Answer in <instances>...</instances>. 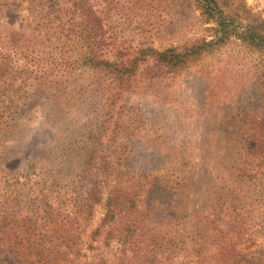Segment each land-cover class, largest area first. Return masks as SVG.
<instances>
[{"label": "rangeland", "instance_id": "obj_1", "mask_svg": "<svg viewBox=\"0 0 264 264\" xmlns=\"http://www.w3.org/2000/svg\"><path fill=\"white\" fill-rule=\"evenodd\" d=\"M233 1L264 18V0ZM11 2L0 0V33L14 28L29 33L26 11L16 9ZM133 2L115 1L107 19L117 40L130 50H164L201 37L214 38L216 17L205 13L204 0H144L131 8ZM221 2L224 16L236 12ZM241 22L247 23L245 19ZM257 67H264V46L253 49L232 36L183 72L143 81L119 100L118 106H124L122 121L115 125V120H107V137L101 148L107 149L111 182L121 181L139 191V212L134 220L147 229L150 225V230H160L167 238L177 231L188 236L198 213L199 222H215L213 232L218 227L230 232L225 238L236 242L233 249L238 253L264 257V169L254 178L234 181L229 168L244 124L239 111L257 108L264 112V105L257 101L264 90V85L262 89L256 82ZM26 102L11 135L0 139L5 147L0 165L5 171L24 173L34 164L36 174L30 181L34 184L46 158L56 157L59 162L61 147L70 142L86 146V125L96 112L88 107V100L65 93L59 98ZM97 160L102 158L97 156ZM79 161L77 156L62 169V187L76 199L63 208L73 214V222L74 211H79L90 188L89 181L80 177ZM230 198L234 199V209L230 208ZM214 204L220 212L206 220L209 213L214 214ZM104 213L102 201L89 218L81 214L70 238L75 241L74 250L64 263L146 264L144 252L133 254L114 240L105 244L103 235L91 239ZM212 234L204 228L200 243L213 240ZM139 238L144 242L148 239ZM179 248L171 262L164 255L162 264H180L190 244ZM217 250L216 242L211 243L204 254L211 258ZM217 260L218 264L223 261L220 256ZM0 264L30 263L3 253Z\"/></svg>", "mask_w": 264, "mask_h": 264}, {"label": "trees", "instance_id": "obj_2", "mask_svg": "<svg viewBox=\"0 0 264 264\" xmlns=\"http://www.w3.org/2000/svg\"><path fill=\"white\" fill-rule=\"evenodd\" d=\"M115 1L120 2H11L16 9L26 11V26L30 30L25 33L14 28L0 33V139L11 135L29 99L59 98L63 93L74 95L84 102L88 100V107L95 109L96 114L86 125V146L80 148L77 142H70L61 147L59 162L56 157L46 158L37 174L39 180L34 184L30 182L31 175L36 174L34 164L24 173L5 171L0 165V255L10 253L30 264H65L74 250L75 241L70 239L74 225L78 224L81 214L89 218L94 207L103 201L105 213L92 231L91 239L103 235L105 244L114 240L133 254L144 252L146 264H162L164 255L171 262L185 243L190 244V248L180 264L216 261L218 264L217 256L222 258L221 264H264L261 261L264 257L238 253L233 249L236 242L225 238L230 232L219 227L213 232L215 222H199L198 213L196 222L190 223L192 231L188 236L177 231L167 238L160 230H150V225L149 229L145 228L146 225L132 218L139 212V191L121 181L111 182L107 149L101 148L107 137V120H115V125L122 121L124 106H118V102L125 94L134 91L143 81L183 72L232 36L253 49H260L264 46V18L233 0H221L225 7L236 9L235 13L224 16L220 0H204L205 13L216 17L213 39L201 37L182 47L164 50L153 47L130 50L117 40L114 27L107 20ZM142 1L134 0L131 8ZM242 19L247 23L241 22ZM257 69L256 82L262 87L264 67ZM260 91L257 101L264 105V90ZM261 109L264 111V107ZM239 115L244 124L238 135L236 158L229 166L234 181L254 178L264 169V112L259 113L257 108L243 109ZM0 148L1 159L5 147L0 144ZM77 156L80 157V177L89 181L90 188L79 211H74L76 222H73V214L63 208L73 201L76 203V199L62 187V169ZM97 156L102 158L101 162ZM212 207L214 214L209 213L206 220L220 212L216 204ZM234 207V199L230 198V208ZM204 228L213 233V240L206 239L202 244ZM236 233L240 234V229ZM141 236L148 238L146 242L139 238ZM215 242L217 252L207 257L205 247Z\"/></svg>", "mask_w": 264, "mask_h": 264}]
</instances>
